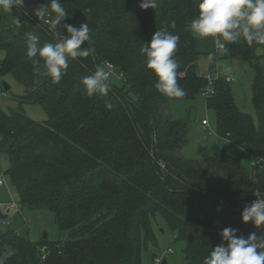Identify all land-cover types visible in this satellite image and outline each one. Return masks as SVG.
<instances>
[{"label": "trees", "instance_id": "obj_1", "mask_svg": "<svg viewBox=\"0 0 264 264\" xmlns=\"http://www.w3.org/2000/svg\"><path fill=\"white\" fill-rule=\"evenodd\" d=\"M44 3L25 0L23 8L0 11V51L5 53L0 76L11 74L26 89L18 109L0 105V148L10 157L8 175L20 205L51 211L68 234L33 241L28 230L0 229V258L6 255L2 264H143L144 251L157 244V215L178 240L188 243L183 264H203L221 243L225 227L264 235V225L257 228L241 219L254 192L264 198V168L252 166L253 160H264V56L258 53L264 44L226 43L228 50L222 52L224 58L254 68L258 121L240 109L230 82L221 77L216 93L207 98L216 115V133L245 149L251 166L219 144L203 149L201 160H192L181 154L188 122L164 109L171 100L195 98L208 84L197 71V37L187 27L198 15L199 0H158L155 10H142L140 0H61L69 15L64 23H87L90 41L82 47L94 51L70 59L55 84L26 55L29 32L39 37L38 46L57 42L33 13ZM159 29L180 38L174 58L182 97L159 93L158 77L145 66L140 49ZM56 31L67 34L62 25ZM105 62L121 70L123 83L109 77L108 94L89 97L82 80ZM22 104L42 105L48 119L28 117Z\"/></svg>", "mask_w": 264, "mask_h": 264}, {"label": "clouds", "instance_id": "obj_2", "mask_svg": "<svg viewBox=\"0 0 264 264\" xmlns=\"http://www.w3.org/2000/svg\"><path fill=\"white\" fill-rule=\"evenodd\" d=\"M24 2L0 0V11L11 13L14 8H23ZM139 7L142 10H155L158 0H140ZM198 10V15L187 26L188 30L200 39L213 38L219 51L228 50L226 43L245 41L250 46L253 43L264 44V0H199ZM33 13L54 32L57 42L38 46L39 37L29 32L26 55L33 61L36 71L43 69L44 74L51 77L52 83H59L70 59L88 57L94 51L93 48L82 47L90 41L89 25L82 23L76 27L64 23L69 15L61 0H45L44 4L33 9ZM13 21L20 26L18 16H14ZM60 25L67 30V34L56 31ZM179 39L178 35L166 29H159L140 49L146 57V68L158 77L156 90L169 97L184 95L177 82V62L174 58ZM37 56L40 59H35ZM111 69V63L97 65L93 75L83 78L84 91L89 97L108 94ZM106 107L111 109L112 104ZM159 163L162 169L166 167L164 162ZM254 194L257 198L244 205L241 219L244 223L251 222L260 228L264 225V198H260L256 192ZM220 235L221 243L203 258V264H264V235L256 232L244 235L230 226L223 228Z\"/></svg>", "mask_w": 264, "mask_h": 264}, {"label": "rangeland", "instance_id": "obj_3", "mask_svg": "<svg viewBox=\"0 0 264 264\" xmlns=\"http://www.w3.org/2000/svg\"><path fill=\"white\" fill-rule=\"evenodd\" d=\"M258 53L264 56V48L259 49ZM4 56L5 53L0 51V58ZM262 61L264 63V57ZM197 71L201 76L218 73L222 79L229 81L240 109L250 113L258 121L252 98V82L256 72L248 62L226 59L222 56L221 51L214 58H211L209 54H200L197 61ZM110 79L113 83L122 85L121 70L117 68ZM5 84L10 86V90H5ZM25 92V86L18 82L13 75L0 76V105L5 110L18 109L20 107L19 96ZM22 109L28 117L36 121L43 122L48 119V113L40 104H22ZM164 113L174 119L188 122V142L181 151L185 158L201 160L203 149H209L213 145L219 144L233 156L240 157L245 165L251 166V155L245 149L218 136L215 112L208 109L207 98L201 94L192 99L171 100L164 109ZM204 119L209 121V125L203 124ZM10 166L9 155L0 148V179L4 181V184L0 185V203H2L0 209L4 212L10 210L7 219L0 218V229L4 230L8 226H12L23 233L28 230L33 241L39 240L45 234L50 240L65 237L68 234L67 230L59 228L51 211L20 205L17 190L8 175ZM13 203L17 205L12 206ZM153 225L157 244L151 245L148 251H144L143 264L152 263L153 252L164 256L170 264H183L184 250L188 243L177 239L176 233L170 230L161 215L156 216ZM170 248L173 252L169 251ZM5 256L0 258V264L3 263Z\"/></svg>", "mask_w": 264, "mask_h": 264}, {"label": "built area", "instance_id": "obj_4", "mask_svg": "<svg viewBox=\"0 0 264 264\" xmlns=\"http://www.w3.org/2000/svg\"><path fill=\"white\" fill-rule=\"evenodd\" d=\"M105 63H111V62H105ZM112 65V69H111V74H110V77L112 76L113 72L116 70V66L111 63ZM107 70V69H106ZM205 78L207 79L208 81V84L206 86V88L201 92V95L205 98H209L210 96L214 95L216 93V90H215V83L216 81L220 78L219 74L217 73H209L205 76ZM203 124L205 126L209 125V121L207 119H204L203 120ZM252 166L255 168V170L257 169H262L264 168V160H253L252 161ZM4 184V181L2 179H0V185H3ZM258 193V192H256ZM259 197L262 198L261 194L258 193ZM257 197L255 196L252 201H254ZM251 201V202H252ZM2 203H0V206H1ZM14 205H17L16 203H13L12 206ZM11 206V207H12ZM4 212V211H3ZM170 252H173V250L170 248L169 249ZM43 252H44V257H46L48 251H47V248L46 247H43ZM164 256H161L160 254H158L156 256V258L152 261L151 264H162L163 260H164Z\"/></svg>", "mask_w": 264, "mask_h": 264}, {"label": "crops", "instance_id": "obj_5", "mask_svg": "<svg viewBox=\"0 0 264 264\" xmlns=\"http://www.w3.org/2000/svg\"><path fill=\"white\" fill-rule=\"evenodd\" d=\"M197 49L200 54H209L211 58L219 55V50L216 48L213 38L204 39L197 38Z\"/></svg>", "mask_w": 264, "mask_h": 264}, {"label": "water", "instance_id": "obj_6", "mask_svg": "<svg viewBox=\"0 0 264 264\" xmlns=\"http://www.w3.org/2000/svg\"><path fill=\"white\" fill-rule=\"evenodd\" d=\"M5 90H10V86L5 84ZM33 207H35V206H33ZM9 213H10V210H8L6 212H3V210L0 209V218L3 219V220L7 219L9 217ZM70 225H71V223H68V226H70ZM47 237H48V235L45 234L44 238H47ZM157 255H158L157 252H153L151 260L153 261L156 258ZM163 264H167V259L166 258L163 260Z\"/></svg>", "mask_w": 264, "mask_h": 264}]
</instances>
